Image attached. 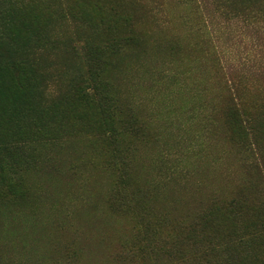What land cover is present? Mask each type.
I'll use <instances>...</instances> for the list:
<instances>
[{
    "label": "rangeland",
    "instance_id": "rangeland-1",
    "mask_svg": "<svg viewBox=\"0 0 264 264\" xmlns=\"http://www.w3.org/2000/svg\"><path fill=\"white\" fill-rule=\"evenodd\" d=\"M244 1L0 0L27 72L0 86V264H177L203 214L264 198V117L242 142L224 114L264 105V0Z\"/></svg>",
    "mask_w": 264,
    "mask_h": 264
},
{
    "label": "trees",
    "instance_id": "trees-1",
    "mask_svg": "<svg viewBox=\"0 0 264 264\" xmlns=\"http://www.w3.org/2000/svg\"><path fill=\"white\" fill-rule=\"evenodd\" d=\"M246 1L242 0L241 5ZM247 2H251L248 0ZM255 3L258 0L253 1ZM84 3V2H83ZM87 4V3H86ZM90 5V4H89ZM88 6V5H87ZM98 2L90 6L89 12L94 11L98 14L100 10L97 8ZM9 7L4 10V15L0 22V26L4 34L2 33V40L11 39L12 32L10 31V19L8 18ZM117 14H112V19H117ZM131 38H136L131 37ZM2 44L3 42L0 41ZM7 50L4 48V44L0 46V86L3 87L7 93L11 96L18 97L23 92L24 81L23 77L26 78V67L24 62L21 60H12L9 55H7ZM92 61V59H91ZM81 95V94H80ZM87 95V94H86ZM79 96V93H78ZM84 101H88V97L84 95L79 96ZM239 100V101H236ZM99 104V103H98ZM256 108V107H255ZM100 113L103 116V106L102 103L99 104ZM260 109V111H258ZM99 113V112H98ZM225 122L231 125V130L235 133L236 138L242 142H246L248 138L249 131L251 133L254 131L255 123L254 120L259 119V117H264V105H261L255 111L251 112L248 106L240 101V99L230 98L229 102L224 108ZM134 116L131 114L129 121L134 120ZM103 126H105L106 119L108 117L104 115ZM250 118L252 121L250 122ZM264 123V121H262ZM261 123V124H262ZM252 138V136H251ZM255 143V138L253 139ZM253 143V144H255ZM128 149V148H127ZM123 154V150L119 154ZM118 162L121 164L122 160L119 159ZM260 184L263 181H260ZM10 188L13 193L16 192L20 183H11ZM24 189H22V192ZM27 191V189H26ZM25 191V194L28 193ZM253 198L244 196L243 194H238L227 201L221 208L226 209V220L221 218V213L223 210H218L220 206L216 203L215 205L217 211H209L203 214L200 218L199 228L200 235L202 236L200 242V251L202 252L198 257H190L184 259H178L177 264H264V243H259L258 245L250 238L255 236L257 233H252L249 235H241L239 229L237 228L239 212L242 208L247 206L252 207V216L256 219V223L262 226L260 235H264V198L257 201H253ZM197 227L190 226L188 229V239L191 240L193 234L196 233Z\"/></svg>",
    "mask_w": 264,
    "mask_h": 264
}]
</instances>
